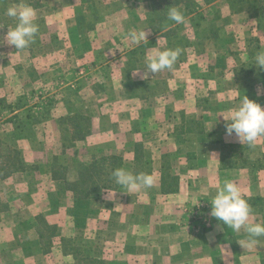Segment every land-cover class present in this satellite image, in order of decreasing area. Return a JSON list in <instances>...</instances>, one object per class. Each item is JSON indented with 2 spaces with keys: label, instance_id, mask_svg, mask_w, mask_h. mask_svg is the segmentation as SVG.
Here are the masks:
<instances>
[{
  "label": "rangeland",
  "instance_id": "374dc122",
  "mask_svg": "<svg viewBox=\"0 0 264 264\" xmlns=\"http://www.w3.org/2000/svg\"><path fill=\"white\" fill-rule=\"evenodd\" d=\"M193 1L195 4L187 9L184 2L164 0L153 10L149 0H94L90 7L76 5L73 0H0V204L7 206L0 215V264H89L91 258L103 260V264H135L129 259L102 256L100 233L87 230L92 206L75 200L63 181L53 179V170L68 168L72 178L79 163L88 164L95 156L115 153L124 156V169L133 172L129 153L137 139L154 154L163 147L167 130L175 133L201 129L200 122L185 121L180 109L171 115L175 121L165 132L153 115L155 111L138 118L134 111L122 114L116 95H99L105 86H121L120 79L106 80L99 68L109 56L124 70L123 75L131 76L129 88L141 89L149 102L159 104L165 93L166 99L179 104V108L189 86L199 88L198 102L207 107L212 97L209 86L216 72H233L237 84L264 83V70L253 65L255 54L264 50V22L259 24L257 11H240L238 0L210 4ZM20 4H30L35 9L39 29L24 49H16L6 41L9 27L16 25L6 15L7 9ZM173 6L183 11L184 24L168 19V9ZM143 24L152 28L153 38L133 44L128 33L133 27L143 31ZM83 28L90 32L85 40L81 36ZM96 30L104 40L115 35L121 39L117 50L121 52L96 47V40L95 51L100 53L99 59L93 61L86 41L91 34L99 38ZM159 40L166 49L179 48L181 54L171 69L143 79L137 62L156 52L153 47L160 44ZM77 42H82L81 46H74ZM125 51L128 52L122 54ZM237 89L244 96L251 92L245 86ZM105 97L112 103L102 102ZM77 125L86 135L83 140L77 139L81 136ZM249 147L248 143L241 144L232 155L236 159L252 155L255 148ZM168 156L172 172L178 174L176 154ZM20 160L27 170L12 172L14 166H20ZM251 160L255 167L264 169V159L259 163ZM104 193L107 192L94 191L91 202L95 199L98 203ZM95 202L93 205L98 206ZM104 206L99 203V207ZM251 207L264 222V204ZM38 215L54 222L60 237L71 240L66 247L81 249V263L66 254L59 239L49 245L50 253L43 252L36 229ZM71 221L77 227L74 235L67 230ZM113 232L117 234L118 227ZM127 242L129 246L125 248L130 252L135 244ZM260 246L261 252L238 257L237 264H262L263 238Z\"/></svg>",
  "mask_w": 264,
  "mask_h": 264
},
{
  "label": "crops",
  "instance_id": "0c3cea01",
  "mask_svg": "<svg viewBox=\"0 0 264 264\" xmlns=\"http://www.w3.org/2000/svg\"><path fill=\"white\" fill-rule=\"evenodd\" d=\"M73 2L87 7L92 4L84 3L82 0ZM144 25L143 31L145 30L147 37L151 36L149 39H152L153 36L150 34L152 28L150 27V30ZM88 31V28L81 31L84 40L86 36L90 37ZM95 35L99 38L95 39L91 34L89 42L86 41L92 49L93 61L99 59L100 53L98 50L95 51L96 40L98 44L96 47L103 49L107 47L113 53L121 52H117L122 42L116 35L106 40L101 38L103 34L97 30ZM158 42L160 43V40ZM80 43L82 42H77L74 46H81ZM153 49L161 51L166 47L160 43ZM126 52L128 51L122 54ZM91 63L94 65V62ZM137 65L139 69L137 71L144 75L146 56L141 58ZM117 66L113 56L111 58L109 56L105 63L99 65L101 72L105 73L103 77L106 80L108 78L121 80V86L115 88L105 86L99 95L106 97L116 95L119 98L117 102L124 111L122 114L134 111L138 118L143 117L145 112L155 111L153 115L160 121L159 125L165 127L162 129L165 132L175 121L171 115L180 109L183 111L185 121L200 122L201 129L178 130L175 133L167 130L163 147L153 154L152 175L155 177L153 187L127 193V189L119 186L116 190L105 191L107 193L103 194V199L98 203L94 199L98 206L93 205L91 198L83 201L92 206L87 230L96 229L100 233L102 256H115L122 261L129 259L135 264H237L236 258L242 259L246 255L261 252L260 240L264 239V236L255 238L256 243L250 245V238L244 228L234 231L210 215V200L215 195L216 187L221 186L225 180L237 183L246 193V197L264 196V169L255 167L251 160L255 159L258 163L263 161L264 136L259 137L256 144L248 148H255L252 155L244 154V157L236 159L232 153L243 143L234 132L231 135L227 134L226 121L223 118V115L228 116L230 110H233L244 97L238 94L237 87L245 86V89L251 90L247 96L264 106V86L262 87L264 83L237 84V80L232 78L233 72H216L209 86L212 97L207 107L198 102L199 88L189 86V90L185 92V102L180 103L182 107L179 108V104L166 99L165 93L158 100L161 104L149 102L141 89L129 88L127 83H131L129 81L131 76L123 75L124 70L121 71ZM162 72L164 70L155 75ZM152 75L149 73L148 77H154V74ZM106 97L102 102L111 104L112 101ZM137 142L142 141L137 139L135 143ZM135 143L129 153L133 165L132 173L135 171ZM170 153L176 154L175 158L178 160L180 185L177 193L164 194L161 170L164 156ZM225 163L228 166H225ZM99 203L105 205V208L99 207ZM255 212L258 211L255 209ZM255 212L252 211L250 219L253 222H261ZM193 217L197 219L191 220ZM117 227L119 232L116 234L113 231ZM67 230L71 235L76 234V223L71 221ZM129 240L135 244L130 252L125 248L129 246L127 242Z\"/></svg>",
  "mask_w": 264,
  "mask_h": 264
},
{
  "label": "clouds",
  "instance_id": "9594fccd",
  "mask_svg": "<svg viewBox=\"0 0 264 264\" xmlns=\"http://www.w3.org/2000/svg\"><path fill=\"white\" fill-rule=\"evenodd\" d=\"M6 15L16 21L15 27H9L6 33V41L16 49H24L31 42L38 32L36 23V11L30 4H20L7 9ZM168 19L176 24H184L186 18L183 11L176 6L168 9ZM128 37L133 44L139 45L146 41V31H129ZM181 50L165 49L153 52L146 56V71L143 79H147L149 73L156 74L164 69H171L177 61ZM258 69L264 70V50L258 51L254 57V63ZM223 118L226 121L227 134L233 132L241 143L247 142L254 146L259 137L264 136V106L254 99L245 95L238 105L230 110L228 116ZM112 175L115 181L122 188L127 189V193L140 188H151L155 183V177L148 173L134 174L124 168H117ZM250 197L241 187L231 181L225 180L221 186L216 187L215 195L211 198L210 215L218 221L223 222L234 231L244 228L249 236V244H255L258 237L264 236V222H253L252 207L249 203ZM243 246V245H242Z\"/></svg>",
  "mask_w": 264,
  "mask_h": 264
},
{
  "label": "trees",
  "instance_id": "16d2710c",
  "mask_svg": "<svg viewBox=\"0 0 264 264\" xmlns=\"http://www.w3.org/2000/svg\"><path fill=\"white\" fill-rule=\"evenodd\" d=\"M84 3H92L94 0H82ZM152 4V9L157 8L158 2H163L164 0H149ZM176 2H184L185 8L188 9L192 4H195L193 0H175ZM216 0H205V3L210 4ZM241 3L240 11L245 10H256L258 22L261 24L264 22V0H238ZM179 3V4H180ZM163 30V29H162ZM196 123V122H194ZM198 123V122H197ZM199 124V123H198ZM79 128L77 133H80V137L77 139H85L86 135L82 133V127L77 125ZM192 131V130H190ZM224 161V159H223ZM125 159L121 154H103L101 156H95L88 164L79 163L76 175L74 177L69 176V169L62 167V171L53 170V179L60 180L65 183L66 189L73 193L75 200H87L93 195L96 190L112 191L119 188L115 181V177L112 175L113 171L117 168H124ZM225 166H228L225 163ZM134 174L138 173H148L153 174V153L146 149V146L142 142L135 143V162H134ZM26 166L22 160H20V166H14L12 172L26 171ZM162 191L164 194H173L179 191L180 176L172 172L171 165L169 163V156L166 154L163 159L162 166ZM250 205L264 204V199L260 196L251 197L249 199ZM0 215L2 212L6 211L7 206L0 204ZM1 219V217H0ZM37 220V232L41 245L43 246V252L48 254L51 252L49 245L55 243V239L63 241L65 246L66 254L72 255L76 258L78 263H81L84 259L80 258L81 249L71 247L68 248L67 242L71 241L64 237L59 236L58 226L56 224H51L43 215H38ZM46 231V232H45ZM44 245L48 248H44ZM48 245V246H47ZM97 262L103 264L104 261L100 259H90V263ZM91 263V264H92ZM264 264V259L262 260Z\"/></svg>",
  "mask_w": 264,
  "mask_h": 264
}]
</instances>
